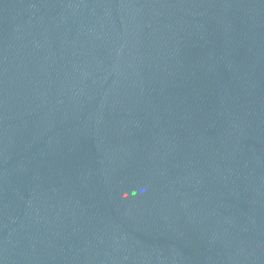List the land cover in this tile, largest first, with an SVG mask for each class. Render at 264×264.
<instances>
[{
    "label": "water",
    "instance_id": "95a60500",
    "mask_svg": "<svg viewBox=\"0 0 264 264\" xmlns=\"http://www.w3.org/2000/svg\"><path fill=\"white\" fill-rule=\"evenodd\" d=\"M0 264H264V0H0Z\"/></svg>",
    "mask_w": 264,
    "mask_h": 264
}]
</instances>
